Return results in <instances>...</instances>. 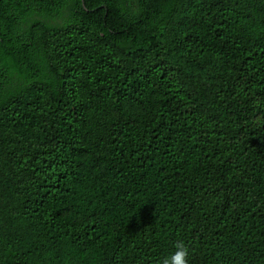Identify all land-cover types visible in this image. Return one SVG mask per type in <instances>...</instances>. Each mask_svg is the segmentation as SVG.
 <instances>
[{"label":"trees","instance_id":"trees-1","mask_svg":"<svg viewBox=\"0 0 264 264\" xmlns=\"http://www.w3.org/2000/svg\"><path fill=\"white\" fill-rule=\"evenodd\" d=\"M264 264V0H0V264Z\"/></svg>","mask_w":264,"mask_h":264},{"label":"clouds","instance_id":"clouds-1","mask_svg":"<svg viewBox=\"0 0 264 264\" xmlns=\"http://www.w3.org/2000/svg\"><path fill=\"white\" fill-rule=\"evenodd\" d=\"M189 249L182 241L175 244V251L165 257L161 264H188Z\"/></svg>","mask_w":264,"mask_h":264}]
</instances>
